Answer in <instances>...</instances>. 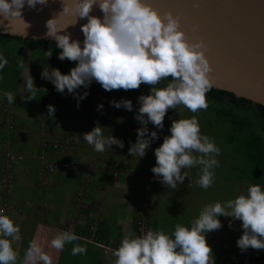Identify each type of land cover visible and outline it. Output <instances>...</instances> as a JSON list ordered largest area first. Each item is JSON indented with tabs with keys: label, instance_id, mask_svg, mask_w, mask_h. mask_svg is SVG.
<instances>
[{
	"label": "clouds",
	"instance_id": "9594fccd",
	"mask_svg": "<svg viewBox=\"0 0 264 264\" xmlns=\"http://www.w3.org/2000/svg\"><path fill=\"white\" fill-rule=\"evenodd\" d=\"M47 3L48 0H0V16L3 17L0 24L5 20H22L27 35L30 25L23 19L25 5L36 9L37 5ZM94 5L103 13V19L90 15ZM62 12L75 14L76 23L83 18L88 22L81 27L85 37L83 47L66 32L70 25L59 26L58 17L46 22V36L54 39L56 47L62 49L59 59L78 62L70 74H62L58 68L49 71V67L43 66L42 78L50 80L58 92L67 89L70 94H75L79 107V101L86 98L88 92L80 95L76 90L81 86L87 89L93 80L106 91L136 90L141 84L152 86L151 94L138 97L140 107L135 119L143 127L137 129L138 139L129 149L132 157H144L151 142L159 139L157 131L149 135L148 124L151 122L157 129H163L169 109L183 105L197 113L208 108L206 93L213 86L210 75L213 67L206 55L207 47L203 40H189L179 16L170 11L162 15L149 0H73L72 3L63 0ZM52 54V50L45 53L47 57ZM7 64L8 60L0 55V70ZM17 67L24 68V62H18ZM169 77L171 80L165 87H157ZM23 84L27 95H22V99H36L39 88L30 74ZM4 95L9 104L14 103V93L5 92ZM112 103L116 108L133 109L131 100ZM102 108L103 105L98 106V109ZM55 111V107L49 105L48 117H54ZM170 133L155 149L157 163L152 172L166 187L176 189L178 182L183 184L187 177V172L182 174V169L200 166L196 184L205 190L212 187L214 169L219 167L216 157L221 150L213 139L201 135L196 116L173 120ZM83 139L96 152L111 149L112 145L124 147L123 141L114 136H104L100 126L84 133ZM220 216L242 221L244 232L237 241L242 252L249 248L264 249V190L254 184L249 186L247 195L241 194L223 204L217 201L205 205L190 228L177 224L171 236L163 230H149L135 238L131 233L125 235L114 252L115 264H214L206 233L222 227ZM20 239L19 226L9 216L0 215V264H17L18 252L13 243ZM80 239L71 231H65L51 240V247L62 250L66 243ZM86 254V247L80 244H75L71 250L73 256ZM37 261L53 264L52 257L33 240L21 264H37Z\"/></svg>",
	"mask_w": 264,
	"mask_h": 264
},
{
	"label": "crops",
	"instance_id": "0c3cea01",
	"mask_svg": "<svg viewBox=\"0 0 264 264\" xmlns=\"http://www.w3.org/2000/svg\"><path fill=\"white\" fill-rule=\"evenodd\" d=\"M2 123L0 115V124ZM3 128V127H2ZM3 135L0 136V143L2 144ZM57 140H62V138H56ZM50 140V139H49ZM48 140V141H49ZM47 141V143H48ZM20 143V144H18ZM13 146L12 149H23V148H32L36 147L39 151L46 149L45 153L52 158V155L55 153H60L59 150L51 149L48 146H42V140H39L36 136L34 139L29 137H20L19 142ZM68 143V142H67ZM4 148V147H3ZM50 148V150H49ZM69 148V147H68ZM61 158L66 159L68 156L71 158H77L75 152H70L65 154V151H62ZM2 160V153L0 152V166ZM87 161L78 162L79 166L70 169L69 172H66V176L58 173L65 170L52 171L54 173L47 172L42 176V181L40 183L30 179V176L25 170L20 176L19 181L22 183L21 192H17V195L13 197L25 196L26 187H30L31 190L37 189L38 194L35 193L32 199L26 198L20 202L27 205L28 210L21 209V212H16L15 215L8 207V204H0V215L9 216L16 225L20 228V237L21 239L18 242V247L24 249L23 254H25L29 243L35 240L40 246L48 248L47 254L52 257L54 264H57L59 261L60 254L62 250H56L51 247V240L55 238L58 234H61L65 231H71L73 234L79 236L83 241H89L94 243V246L100 249L101 251V263L102 264H115L116 256L114 255V250L112 248H119L121 240L125 235L131 233L132 238L137 237V229L135 224V213L137 208V194L140 190L137 188L138 183L141 186V183L144 181L134 180L131 177H119L112 178L110 170L106 171L103 169V164L99 161V166L97 167V178L93 180L94 185L90 187L89 191L86 193L84 189L79 190L76 193V190L73 188V182L76 181L77 174L75 170L85 171L84 165ZM101 165V166H100ZM87 166V165H86ZM156 165H145L138 166L144 168L155 167ZM198 167V166H197ZM187 169V177L184 180L183 184H179L172 193L177 194L178 196L186 197V201H195L197 205L193 209H190L188 205L187 209H184L182 205L173 202L170 204L173 210H168V199L170 197V192L168 187H166L160 180L156 177L154 181H148L146 189L143 194L145 199L144 207H146L147 213V223H149L151 231L163 230L165 234L172 235L177 224H181L186 227H191V223L195 220L203 207L208 204H214L219 201L222 204L228 200L235 199L241 194L247 195V190L250 185H254L253 182L247 179H236L240 180L230 185H223L219 181L222 179H216L212 187L207 190L201 188L196 184V180L199 178L200 170L193 171L191 168ZM86 172V171H85ZM87 173V172H86ZM235 177V176H234ZM225 180V179H224ZM2 175L0 174V190H1ZM172 190V189H170ZM21 193V194H20ZM220 193V197L218 196ZM18 196V197H20ZM82 196H86V203H82L79 206L75 205V199L81 200ZM214 196V198H213ZM37 201V204H36ZM95 207L101 205L102 212L96 210L94 213H91L93 204ZM41 204V210L38 217L34 215L36 210H38V204ZM7 208V210H6ZM122 209V210H116ZM113 209V210H107ZM31 210V211H29ZM50 210H68L66 216H60V218L55 217L54 220L47 221V216L51 217ZM81 210V211H76ZM136 211V212H135ZM77 213V215H76ZM86 215L93 216L94 219L98 216L102 221L103 218L107 222L108 226L112 225L114 231L106 232L107 235H104L101 232V229L98 228L99 234L102 235L100 239L97 240L94 238V232L91 231L88 219ZM222 227L218 230H213L206 233V239L208 245L212 248V255L214 258V264H237L236 262L241 261L242 264H260L258 261L264 259V249H249L247 251H241L239 247L236 248L237 261L235 257L232 256V251L228 246L232 245L233 242H237V237L240 238L242 234L236 229L242 228V221L233 220L232 217L220 216L219 217ZM232 224L229 227V224ZM86 227L87 230H83ZM90 232L92 234H90ZM71 244V243H69ZM108 250V251H107ZM110 251V252H109ZM18 252V250H17ZM23 258V257H22ZM22 261L20 260V255L18 252L17 264ZM21 264V263H20Z\"/></svg>",
	"mask_w": 264,
	"mask_h": 264
},
{
	"label": "rangeland",
	"instance_id": "374dc122",
	"mask_svg": "<svg viewBox=\"0 0 264 264\" xmlns=\"http://www.w3.org/2000/svg\"><path fill=\"white\" fill-rule=\"evenodd\" d=\"M29 59H30V54L29 51L26 49L25 50V54H24V68H22L21 71V79H23L22 81V86L20 87V91L19 94L16 96V99L21 100L22 102H25V100L22 99V91H24V79H26L28 77V68H29ZM141 86L145 87L146 84H141ZM166 85L163 83V81H161V83L159 85H157V87H165ZM152 87V86H151ZM123 93H128V90L125 91L123 89H121ZM138 91V89L136 90H131V94L133 95L134 93H136ZM149 94L150 90L148 91ZM143 95H147V92H144ZM0 115H1V119H2V123L0 124V136L3 135L4 132V137L2 140V144L0 143V152L2 153V160H1V166H0V174L3 177V171L2 169L4 168V162H3V157L4 154H7V149L5 146L6 142H9L11 144V151L15 154H20L22 156L21 159H17L15 158L12 161V167L10 169V173L12 176V183L9 186V189L7 191V193H4L3 191V182H1V190H0V204L1 205H6L8 204V207L11 210H8L10 212H13L14 215L16 212H21V209H25L28 210L27 205L25 203L20 202L21 200H25L26 198L28 199H32V197H34V194L37 193L38 194V190L34 189L31 190L30 187H26L25 188V192L27 193L25 196H20V197H13L14 195H17V192H19L22 188V183L21 181H19L21 174L23 173V170H25L27 172V174L30 176V179L33 181H37L41 183L42 181V175H39V172L42 170L43 164L42 162L44 160H47L49 162H55L58 160H61L59 158H61V152L65 151V154L70 153V152H75L76 155V151L72 150V146L74 147V145H78L77 144V140L79 139L77 136V131L81 130L83 131V133L86 132H90V128L89 127H83V124H85V120L88 119L87 115L89 112V109L87 107H85L83 109V112H78V113H74L71 115L72 120L69 118L67 120V122L63 121V120H56V122H51L48 120V118L44 117L39 110L31 108L29 109V112L27 111H22L19 110L17 108H15V104H9L7 101L6 96L3 93H0ZM14 101V102H15ZM9 112L10 114V123H11V127L8 126L7 123V113ZM13 112V114H12ZM193 116H196V118L198 119L199 122V126H200V130H201V135H207L208 137H210L211 139L214 140L215 144L217 147L220 148L221 152L220 154L216 157V159L219 160V167L215 168V178L219 179V180H223V181H219L222 183V186L224 185H230L233 184L235 182H239L240 180L236 179V175H239L241 172V169L245 168V164L244 161L246 160V156L244 154V146L242 145L243 140L242 136L239 135V133L236 132V128L234 126L233 123L228 122L227 120L223 119V118H217L212 111H210L209 109L206 110H200L197 113H192L190 110H188L187 108H184L183 105L179 106L178 109H169L165 119H164V127L163 129H157L155 125H153L152 131H157L158 132V136L159 139L153 140L150 144V147L146 150V154L144 157L139 158V156H135L132 157L131 155H129V149L132 145H129L127 143V139H126V135H123L121 141H123L124 143V147L120 148L117 145H112L111 149H108L104 152H96V155H88L87 152H90L87 150L88 146H90L87 142H82L80 141L79 144V148H81V154L77 157H79V159L81 161H87V163H85V167L84 169H86L85 171H78L75 170V173L77 174L76 177V181L73 182V188L76 190V193L79 190L84 189L86 191V193L89 191L90 187L94 185L93 180H95L97 178V167L96 165L99 166V161L101 160V156L105 157L107 156V160L109 161H115V165L112 164L111 166H107L106 160H101V164H103V169L106 171L110 170V174L112 176V178H119V177H131L134 180H137L138 178L143 179L141 181H144L146 178L148 179V181H154L155 179V174L153 172H136L134 170H129L130 168H136L138 166H145V165H156V156H155V149L157 147H159L164 140L165 136H169L171 135L170 133V128L172 125L173 120H179V119H188V118H192ZM44 118V119H43ZM115 119L118 121L120 120L119 117H115ZM5 121V122H4ZM49 121V122H47ZM151 123V122H150ZM3 127V128H2ZM120 129V128H118ZM123 130H125V124L123 123ZM92 131V130H91ZM103 134L105 133V128L102 130ZM107 131V130H106ZM65 133V134H64ZM151 133V132H150ZM149 133V135H150ZM69 134L70 136L72 135V138H68L65 137V141L62 140H57L56 138L59 137H64L63 135L69 136L67 135ZM123 134V131H122ZM114 136L116 137L118 135V131H113L111 133L106 134V136ZM29 137L30 140L34 139L36 136L38 137L39 140H42V146L44 147V139H50L48 142L51 144H57V145H64L65 147H67L66 149H58L60 153H55V155H52V158L49 157L45 151H47L46 149H42L41 147V151H39L36 147H32V148H23L18 150L17 149H12L13 146L19 142V138L20 137ZM12 137V138H11ZM147 138V137H145ZM119 139V138H118ZM68 142V143H67ZM20 144V143H18ZM5 150H4V148ZM69 147V148H68ZM89 149V148H88ZM194 155H197V153H193ZM43 158V159H42ZM63 159V158H62ZM65 160V159H63ZM77 162V161H76ZM92 162H95L92 166ZM123 163L125 165V169L122 168V166L120 165V163ZM87 165V166H86ZM79 166V164H78ZM101 166V165H100ZM77 167V166H75ZM75 167H72L70 169H73ZM23 169V170H22ZM70 169H64L59 165H55V171H59V170H65L63 172H58L61 173L63 175L66 176V172H69ZM193 174L194 171H198L200 170V166H194L191 167ZM124 170H129V171H125L123 172V175H118V173H115V171H124ZM44 174H46L47 170H43ZM54 172H50V173H54ZM182 174L183 172H187V169H182L181 170ZM150 175V176H149ZM44 176V175H43ZM138 179V180H139ZM225 179V180H224ZM147 181V182H148ZM147 182L145 183H141V186L138 183L137 188L139 190H143L145 188V186H147ZM174 191V189L170 190L169 192L170 197L168 199V210H173L172 206L170 204H172L173 202H176L177 204H180L183 206L184 209L188 208V205H190V209H193L194 207H196L197 205L194 203L195 201L193 200L191 201H186V197L184 196H178L175 193H172ZM21 192V191H20ZM21 194V193H20ZM138 195L137 194V206L139 204H141L140 207L137 208V212L139 213L140 211L143 210H147L146 207H144V203L146 202L145 199L143 198V194L144 192H139ZM218 196L220 197V193H218ZM86 196H82L81 200H78L77 198L75 199V205L79 206L82 203H86ZM214 198V196H213ZM37 204V201H36ZM93 207L91 210V213H94L96 210H98L99 212H102L101 210L102 207L101 205L98 206L97 208L95 207V203L93 202ZM3 205V206H4ZM38 210H36V213H34V215H36L38 217L40 211H44L41 210V204H38ZM7 210V208H6ZM107 210H113V209H107ZM116 210H122V209H118L116 208ZM31 211V210H29ZM51 211V217H49V215L46 217L47 221L50 220H54L55 217L60 218V216H66L67 215V211L68 210H50ZM76 211H81V210H76ZM135 211V212H136ZM135 213V217L138 216V213ZM55 213V217L52 216ZM146 213V212H145ZM77 215V213H76ZM88 221L89 224L91 225L93 222L96 225L97 229L100 228L101 232L104 235H107V231L109 230L110 232L114 231V227L112 225L107 224V222L104 220L103 221L97 216L95 219L93 216H89L86 215L85 216ZM146 218H147V213H146ZM83 230H87L86 227H83ZM91 231H94V229L90 228ZM238 232H240V234L243 235V231H241L240 228L236 229ZM10 239V238H9ZM239 238L237 237V240ZM42 249L44 250V252H48V248L46 249V247L41 246ZM237 242H233L232 245L228 246V248L230 249V251H232V256L235 257V261H237V256L238 254L236 253V248H237ZM13 248L14 250H18L19 255H20V260L24 257L23 251L24 249H21L20 247H18V242H14L13 243ZM252 249V248H249ZM248 249V250H249ZM23 250V251H22ZM260 264H264V259H261L258 261ZM21 263V262H20ZM19 263V264H20ZM237 264H242L241 261L238 260V262H236ZM37 264H43L42 261H37ZM54 264V261H53Z\"/></svg>",
	"mask_w": 264,
	"mask_h": 264
},
{
	"label": "trees",
	"instance_id": "16d2710c",
	"mask_svg": "<svg viewBox=\"0 0 264 264\" xmlns=\"http://www.w3.org/2000/svg\"><path fill=\"white\" fill-rule=\"evenodd\" d=\"M29 51V68L28 75L30 74L34 79V85L39 88L36 99L31 101L22 102L19 99L13 103L15 108L29 112V109L34 108L39 110L42 115L48 118L51 122L56 120H67L71 118V115L78 112H83V109L87 107L89 109L85 124L83 127H89L90 131L96 126L105 128V133H111L118 131V135L115 138L122 139L123 135H126L127 143L129 145L134 144L138 139L137 129L143 127L139 123L135 116L138 113L140 103L138 97L147 92L149 95L150 85L145 87L140 86L138 91L131 94V90L128 93H123L122 90L106 91L101 84L95 80L89 85L87 89L81 86L76 90L80 95H83L85 91L88 95L83 100L79 101V107H77V96L70 94L67 89L63 93L56 90L55 85L47 79L42 78L41 73L44 67H49V71L54 68H58L62 74H70L72 68L76 67L77 61L60 60L59 55L62 49L56 47L55 41H47L42 39L25 38L21 35L1 33L0 32V55H3L8 64L2 70H0V93L12 92L17 96L22 86L21 68H18V62L23 61L25 50ZM52 50V56L47 57L45 53ZM171 78L163 80V83L167 85ZM25 87V86H24ZM23 95H27L25 88L22 91ZM208 102V108L217 118H223L230 123H233L236 132L242 136L244 146V154L246 160L244 161L245 168L241 169L238 177L240 179H247L254 184H259L264 190V115L255 112L245 106H242L232 100H227L211 91L206 93ZM124 99L131 100L133 109L131 111L124 107L116 108L113 106V101L120 102ZM1 100V99H0ZM1 102V101H0ZM53 105L56 109L54 117H48V106ZM99 105H103L102 109H98ZM13 114V112H12ZM115 117H119L120 120H116ZM44 119V118H43ZM47 121V122H49ZM123 123L125 124V130H123ZM120 128V129H118ZM153 124H148L149 133L152 132ZM107 130V131H106ZM123 131V134H122ZM65 134V133H64ZM83 131H77V146L74 145L72 150L76 151V155L81 154V148H79L80 141L86 142L83 139ZM104 134V136H106ZM69 135V134H67ZM62 141H65V137L72 138V135H63ZM147 137V135H146ZM46 141L48 139L45 138ZM89 148V149H88ZM88 155H96L93 146H88ZM105 157L101 156V160H106L107 166L115 165V161H109ZM79 159V157H77ZM63 160V159H62ZM100 160V161H101ZM65 161L76 162L77 159L67 157ZM81 160L77 161L80 162ZM88 164V162H86ZM94 164V162H92ZM120 165L125 169V165L121 162ZM141 171H151V168L136 167ZM138 216L135 219L137 229ZM150 226V225H149ZM98 229L94 232V238L97 240L103 237L99 234ZM90 234H92L90 232ZM75 244L85 246L87 249L86 255H71V250ZM16 251V250H15ZM57 264H102L101 263V251L94 246V243L89 241L78 240L71 244L66 243L63 248L59 261Z\"/></svg>",
	"mask_w": 264,
	"mask_h": 264
},
{
	"label": "water",
	"instance_id": "95a60500",
	"mask_svg": "<svg viewBox=\"0 0 264 264\" xmlns=\"http://www.w3.org/2000/svg\"><path fill=\"white\" fill-rule=\"evenodd\" d=\"M149 2L162 15L170 11L179 16L182 30L191 42H205L206 55L213 67L210 74L213 86L209 91L264 115V0ZM62 11L63 0H48L46 5H37L36 9L26 4L22 14L30 25L27 35L24 22L19 19L5 20L0 24V32L55 41L46 36V22L58 17V25H70L66 32L83 47L85 37L81 27L88 22L87 18L78 19L76 23L75 14ZM90 15L103 19V13L95 5Z\"/></svg>",
	"mask_w": 264,
	"mask_h": 264
},
{
	"label": "built area",
	"instance_id": "2783aa9c",
	"mask_svg": "<svg viewBox=\"0 0 264 264\" xmlns=\"http://www.w3.org/2000/svg\"><path fill=\"white\" fill-rule=\"evenodd\" d=\"M10 114L9 112L7 113V123L9 127H11V123H10ZM12 138V137H11ZM44 144L45 146H48L50 147L51 149H54V150H58V149H66L67 147H65L64 145L60 144V145H57V144H51V143H47V141L44 139ZM5 146H6V149H7V154L5 153L4 154V157H3V162H4V168L2 169L3 171V177H2V181H3V191L4 193H7L8 189H9V186L11 185L12 183V176H11V173H10V169L12 167V161L17 158V159H21L22 156L18 153V154H15L11 151V144L9 142H6L5 143ZM73 148V146L71 147ZM5 150V148H4ZM43 159V158H42ZM43 164V167H42V170L39 172V175H44V172L43 170H47L49 172L51 171H55V165H59L61 166L62 168L64 169H70L72 167H75L78 165V162H73V161H65V160H58V161H55V162H49L47 160H44L42 162ZM92 166H93V163H92ZM129 170H134L136 172H141V173H144V172H152L151 171H141V170H138L136 168H130ZM129 170H124V171H115V173H118V175H123V172L125 171H129ZM139 179V178H138ZM141 179V178H140ZM139 179V180H140ZM148 179L146 178L144 180L143 183L147 182ZM146 189V186L143 190H140V192H144ZM146 210H143V211H140L138 213V220H137V237L139 236H143L145 235L149 230H151L150 226H149V223H147V218H146ZM92 229H94L93 232H95V230L97 229L96 225L93 224L91 225ZM114 251H116L118 248H112ZM117 259V257H116Z\"/></svg>",
	"mask_w": 264,
	"mask_h": 264
},
{
	"label": "bare ground",
	"instance_id": "6f19581e",
	"mask_svg": "<svg viewBox=\"0 0 264 264\" xmlns=\"http://www.w3.org/2000/svg\"><path fill=\"white\" fill-rule=\"evenodd\" d=\"M49 150H50V148H49ZM56 151V150H55ZM58 152V151H57ZM150 176V175H149ZM108 251V250H107ZM110 252V251H109Z\"/></svg>",
	"mask_w": 264,
	"mask_h": 264
}]
</instances>
